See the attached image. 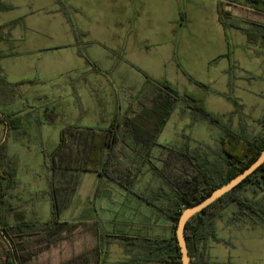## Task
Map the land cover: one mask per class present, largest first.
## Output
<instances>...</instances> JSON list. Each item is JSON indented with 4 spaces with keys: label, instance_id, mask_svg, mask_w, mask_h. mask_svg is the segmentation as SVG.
Wrapping results in <instances>:
<instances>
[{
    "label": "rangeland",
    "instance_id": "obj_1",
    "mask_svg": "<svg viewBox=\"0 0 264 264\" xmlns=\"http://www.w3.org/2000/svg\"><path fill=\"white\" fill-rule=\"evenodd\" d=\"M4 1L12 9L0 16L1 23L18 19L24 22L13 33L19 38L14 42L15 50L20 54L34 52L29 57L32 65L17 68L31 81L20 88L21 96L17 98L21 109L25 107L31 114L28 131L24 135L18 132L9 141L11 156L18 161L19 185L13 192V200L21 205L19 210L26 218L51 220L52 172L45 155L59 145L61 131L67 126L108 128L116 115L124 113L117 112L108 127L104 120L96 119V111H101L97 103L109 91H104L105 87L95 90V102L83 94H80L82 102L79 97L74 101L69 95L72 86L79 90L80 78H88L90 85L118 83L119 78L113 80L114 73L106 71L120 61L125 50L126 54H132L133 58L128 59L135 66L129 70L121 61L116 68L118 77L131 72L133 77L145 78L144 85L147 77L167 81L181 94L187 92L203 99L206 109L234 131L245 130L252 136L262 132L259 119L264 117V46L250 43L241 31L221 24L219 0H131L129 4L127 0ZM38 18L47 22H35ZM29 25L36 28V33L30 32ZM77 32L85 36L77 39ZM74 37L77 55L67 46ZM87 58L104 75L94 80V75L84 74V70L94 66ZM13 62L4 64L9 72L11 68L15 71ZM9 75L12 78V73ZM134 86L137 84L132 80ZM123 89L126 88L118 91ZM140 90L133 88L130 96L127 90L119 94L130 104ZM10 98L11 90L0 92V108L8 113L14 108ZM223 135L220 127L181 103L160 134V145L148 157L151 164L142 167L132 191L110 183L104 187L105 193L98 194V174L83 173L61 219L69 222L96 219L102 231L111 236L163 238L170 222L148 202L157 199L154 192L168 189L160 176L169 153L164 147L187 148L204 166L221 174L226 169L221 147ZM3 138L6 139V134L1 125L0 142ZM247 195L264 202V189L257 195L251 191ZM171 199L176 200V194L169 189L158 200L170 203ZM235 210V206H230L216 220L220 241H208L207 259L211 264H264V222L248 217L242 222H233ZM149 218L151 222H146ZM9 219L12 224L17 221L14 214ZM69 236L74 237V232L66 238ZM111 239L114 247L107 246L101 264H137L136 257L143 258L141 248ZM55 252L54 249L45 255L53 254L56 258ZM47 263L44 257L36 262Z\"/></svg>",
    "mask_w": 264,
    "mask_h": 264
},
{
    "label": "trees",
    "instance_id": "obj_2",
    "mask_svg": "<svg viewBox=\"0 0 264 264\" xmlns=\"http://www.w3.org/2000/svg\"><path fill=\"white\" fill-rule=\"evenodd\" d=\"M10 9L0 2V11ZM218 12L224 27L242 31L250 43L264 46V0H220ZM18 23L0 26V42L3 41L1 31ZM76 35L77 39L85 36L79 32ZM5 57L0 52V62ZM87 61L96 66L90 59L87 58ZM147 79L130 101L128 109L116 115L108 128L67 126L61 131L59 145L45 155L52 172L49 182L52 217L49 222L26 218L25 213L19 210L21 205L13 200V192L19 185L18 161L9 154V141L24 124L22 117L0 108V126L4 127L6 134V139L0 142V264H36L42 257L49 264H101L110 238L141 248L144 251L141 263L183 264L176 238V227L182 212L234 179L260 156L264 150V117L259 119L262 132L256 136L245 130L234 131L206 109L203 99H196L187 92L183 95L167 81ZM28 83L31 81L8 82L0 65V92L5 87ZM181 103H185L187 110L197 112V115L223 130L221 147L226 169L217 174L214 168L199 162L193 151L164 147L169 153L160 176L168 189L154 192L157 199L148 202L170 222L163 238L111 236L102 231L96 219L82 222L61 219L71 204L83 173L98 174V194L105 193L104 187L110 183L132 191L142 167L151 164L148 157L160 145V134ZM235 105L240 109L237 101ZM169 189L176 194V200L160 202L158 199ZM263 189L264 165L188 222L186 237L193 264H211L205 253L207 243L210 239L220 241L216 220L230 206L236 207L233 222H242L247 217L264 222V202L247 195L249 191L257 195ZM12 214L17 217L15 224L10 223L9 216ZM146 222H151V218ZM73 232L74 237L66 238ZM64 238L67 242H60ZM54 249L57 251L54 253L56 258L53 254L45 255Z\"/></svg>",
    "mask_w": 264,
    "mask_h": 264
},
{
    "label": "crops",
    "instance_id": "obj_3",
    "mask_svg": "<svg viewBox=\"0 0 264 264\" xmlns=\"http://www.w3.org/2000/svg\"><path fill=\"white\" fill-rule=\"evenodd\" d=\"M0 2L9 6L4 0H0ZM130 2H132V1L127 0L128 4ZM219 2H220V0H219ZM218 6H219V4H218ZM10 10L0 11V16L4 15L5 13L10 12ZM218 11H219V7H218ZM12 22H19V23L13 28L7 27L3 31H1V34H2L1 36L3 38V41L0 42V52L2 54H4L6 57L0 62V65L4 70L7 81L14 84V83H17V82H20L23 80H27L28 77H25L23 75L24 73H21L19 70H17V68L19 69V68H24L26 66H30V64L32 65L33 62H30L29 57H31L34 52L33 51H26L25 53L20 54L15 50L16 47H14V42L16 43L17 41H19V38H18V36H16L13 33H15V30L18 27L23 26L24 22H22L21 19L10 21V22H5V23H1V21H0V26H5V25H8ZM35 22H47V21H45V19H43V18H38L37 20H35ZM66 22H68V21H66ZM29 26L30 27L28 29H30V32L36 33V28L32 25H29ZM243 34L247 37V35L245 33H243ZM71 35L73 36V34H71ZM22 38L23 37H21V39ZM75 41L76 40L74 37L72 39V41H70L67 46L72 48L75 55H77L76 54L77 49H75ZM125 51H124L123 57L119 58L120 61H118V63L116 65H113L112 67H110V69H107V71H106L108 74L114 73L113 80L119 78L118 83H116V81L113 82V84H110V82H108L106 84L107 86L106 85L103 86L100 84L98 85V83L96 81H94L97 84H91L90 85L88 78H80V82H79L80 84H78L79 90H77L75 86H72L73 89H70V95L69 96H72V100L76 101V97H79L80 100L81 99L83 100V96H86L89 98V100H92L94 102L96 99L95 95H94L95 90L97 91L98 89H102L103 87H105L104 91L109 90L106 94L107 96L104 95L105 97L102 98L101 102L97 103L98 106L101 107V111H96V115H95L96 119L104 120L107 127L109 126V124L111 123L113 117L115 116V114L117 112H119V111L125 112L127 110V108L129 107L128 102L126 100H124V98L122 97L121 94H119V92H122L123 90H127V95H129V96L133 95L132 93H130V90H132L133 88L134 89L137 88V90L138 89L140 90L146 81L145 78H143V80H142V78H141L142 76H135V77L131 76V72H129V75L127 72V74L124 73L122 75V77L121 76L118 77V74L116 72L117 71L116 68H118V66L121 65V61L124 62V64L128 67L129 70L134 69L133 66H135V65H131L132 63L128 59V58H131V59L133 58L132 54L128 55V54H126ZM121 59H123V60H121ZM12 60L14 61L12 65L15 67V71L12 68L10 69V72L12 73V78H11L9 75V74H11L9 72V68L8 67L5 68L4 64L6 61H12ZM63 64H65V60L63 61ZM95 65H96V63H95ZM83 73L87 74V75H94L95 76L94 80L97 78V76L104 75L102 73V69L100 67H98L97 65L95 67L94 66L89 67L88 69L84 70ZM140 73L142 74L141 70H140ZM140 73H139V75H141ZM116 74H117V76H116ZM132 80H134L136 82L137 86L132 87ZM25 85H21L18 87H5L6 90H11V98L9 99V102L14 107L13 111L9 114L22 117L23 124H24L23 128L20 131L14 132L11 137H15L18 132H20L23 135L27 134V131H28L29 120H30L31 114L29 113V109H27L25 107H24V109H21V106H20L21 103H19L17 101V98H19L21 96L20 95V88L24 87ZM121 88H126V89L118 91ZM80 94H83V96H81ZM127 95H126V97H127ZM82 100H81V102H82ZM80 116H81V114H80ZM40 123H41V121H40ZM47 123H50L49 119H47ZM88 127H93V128L99 127L100 128V126H93V125H90ZM102 128H105V127H102ZM9 154L11 155L10 145H9ZM113 247H114V244L111 243L109 245V248H113ZM136 258L137 259L135 260V262L137 264H141V257L139 256V258H138V256H137Z\"/></svg>",
    "mask_w": 264,
    "mask_h": 264
},
{
    "label": "water",
    "instance_id": "obj_4",
    "mask_svg": "<svg viewBox=\"0 0 264 264\" xmlns=\"http://www.w3.org/2000/svg\"><path fill=\"white\" fill-rule=\"evenodd\" d=\"M262 165H264V150L250 166H248L243 172H241L234 179H232L222 187L213 191L209 196H207L202 201L196 204L189 205L184 209L178 220V224L176 227V238L179 243L183 264H193L192 258L189 253V247L187 244V237H186V228L188 222L194 216L202 213L213 203L217 202L220 198L233 191L243 181H245L248 177L253 175Z\"/></svg>",
    "mask_w": 264,
    "mask_h": 264
}]
</instances>
